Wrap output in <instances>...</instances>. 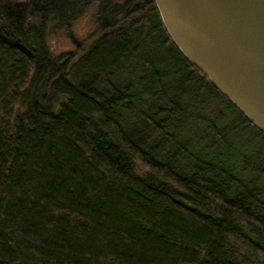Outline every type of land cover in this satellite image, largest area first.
<instances>
[{
	"label": "trees",
	"instance_id": "1",
	"mask_svg": "<svg viewBox=\"0 0 264 264\" xmlns=\"http://www.w3.org/2000/svg\"><path fill=\"white\" fill-rule=\"evenodd\" d=\"M94 1L0 0V264H264V169L186 88L235 106L154 0H101L91 42L77 41ZM52 25L74 53L52 54ZM155 37L187 85L165 87L172 69L153 60L129 68Z\"/></svg>",
	"mask_w": 264,
	"mask_h": 264
},
{
	"label": "water",
	"instance_id": "2",
	"mask_svg": "<svg viewBox=\"0 0 264 264\" xmlns=\"http://www.w3.org/2000/svg\"><path fill=\"white\" fill-rule=\"evenodd\" d=\"M182 55L264 133V0H154Z\"/></svg>",
	"mask_w": 264,
	"mask_h": 264
},
{
	"label": "rangeland",
	"instance_id": "3",
	"mask_svg": "<svg viewBox=\"0 0 264 264\" xmlns=\"http://www.w3.org/2000/svg\"><path fill=\"white\" fill-rule=\"evenodd\" d=\"M100 1L101 0L94 1L86 12L79 16L71 26V31L75 39L80 41L83 45L91 42L90 36L96 29L95 18L98 3ZM117 1L120 2L121 0ZM113 2H116V0H113ZM49 24H51V22ZM140 40L142 41V39ZM48 44L53 55H60L68 52L74 53L76 51L74 42L68 37L64 28L57 25L49 27ZM140 54V56L135 57L134 61H132L133 64L129 65L130 69H146L143 66L138 67L137 65H143V60H153L156 62V66H159V69H172L170 78L163 81L165 87L167 82H170V86L167 85L168 89H172L175 86L181 87L190 82L186 79L189 73L186 62L182 59L181 55L173 47H170L168 43H165L162 38L155 37L153 39H144ZM192 84L195 85L193 92L191 91V86L186 89L189 90L190 94L192 93L195 99L194 102H202V106L207 111L210 110L209 112L211 115L215 114V116H218L221 124L231 126L234 132L231 131L232 133L229 135V141L234 143L236 152L241 156L242 164L244 163L243 160H248L250 163L256 162L259 169H264V135L250 123L244 122L241 114L235 107L226 105L227 101L219 99L215 94L213 95L212 88L206 87L204 90V88H200L195 82H192ZM242 164L241 167H243ZM242 172L245 174L253 173L251 169Z\"/></svg>",
	"mask_w": 264,
	"mask_h": 264
}]
</instances>
